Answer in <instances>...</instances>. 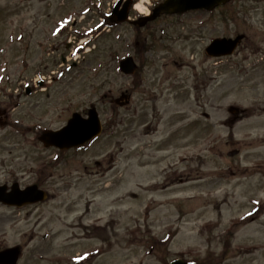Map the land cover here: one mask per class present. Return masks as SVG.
Segmentation results:
<instances>
[{"label":"rangeland","instance_id":"1","mask_svg":"<svg viewBox=\"0 0 264 264\" xmlns=\"http://www.w3.org/2000/svg\"><path fill=\"white\" fill-rule=\"evenodd\" d=\"M115 1L0 0V185L48 194L0 205V247L20 246L17 264H264V0L142 29L111 22ZM237 34L232 56L205 55ZM91 108L94 143L42 146Z\"/></svg>","mask_w":264,"mask_h":264},{"label":"water","instance_id":"2","mask_svg":"<svg viewBox=\"0 0 264 264\" xmlns=\"http://www.w3.org/2000/svg\"><path fill=\"white\" fill-rule=\"evenodd\" d=\"M229 0H166L164 3L156 7L152 15L140 19L137 24L142 27L148 21L156 19L160 15H174L183 14L188 11H212L218 6L226 4ZM120 1L116 3L111 19L115 23L124 22L127 19L128 11L132 5L131 1L124 3L121 10H118ZM243 35L237 36L235 39H216L210 46L206 48V54L210 57H220L231 55L237 45L242 40ZM120 71L123 74L131 75L135 71V64L132 58L128 57L120 62ZM115 103L118 106H126L129 103V96L122 94ZM230 114L238 112L236 108H229ZM101 132V124L98 114L94 108L88 112L87 119H82L80 115L73 114L71 119L67 122L66 126L56 132L45 131L39 140L43 143L44 147H55L59 150H68L80 147L99 137ZM237 152L229 153L228 156H234ZM6 186H0V203L8 206L21 207L24 205L42 202L46 199V194L38 190L36 186H30L23 191L18 189L15 184L12 186L9 193L6 192ZM19 256V249L12 248L0 252V264H16ZM170 264H186L182 260H176Z\"/></svg>","mask_w":264,"mask_h":264},{"label":"flooded vegetation","instance_id":"3","mask_svg":"<svg viewBox=\"0 0 264 264\" xmlns=\"http://www.w3.org/2000/svg\"><path fill=\"white\" fill-rule=\"evenodd\" d=\"M245 36H246V35H245ZM247 38H248V36H246L245 39H247ZM31 92H32V90H28V94H30ZM79 114H80L81 117H86V115H87V111H82V112L79 113ZM4 115H5V114H4ZM95 165H96V166H99V163H95ZM3 207H5V206H3ZM7 208L12 209V210H15V211H19V210L25 209V207H21V208L7 207ZM3 249H5V248L0 247V251H2Z\"/></svg>","mask_w":264,"mask_h":264},{"label":"bare ground","instance_id":"4","mask_svg":"<svg viewBox=\"0 0 264 264\" xmlns=\"http://www.w3.org/2000/svg\"><path fill=\"white\" fill-rule=\"evenodd\" d=\"M137 11H139L140 13H143L141 5L139 3H136L135 7H134ZM144 14V13H143Z\"/></svg>","mask_w":264,"mask_h":264}]
</instances>
